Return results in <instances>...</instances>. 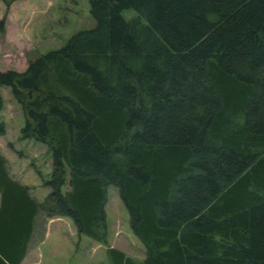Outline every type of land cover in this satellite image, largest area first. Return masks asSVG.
<instances>
[{"label": "trees", "instance_id": "16d2710c", "mask_svg": "<svg viewBox=\"0 0 264 264\" xmlns=\"http://www.w3.org/2000/svg\"><path fill=\"white\" fill-rule=\"evenodd\" d=\"M88 13L90 28L0 72L20 139L51 158L36 202L0 154V264H20L55 217L104 245L110 186L144 257L107 247L109 264H264V0H89Z\"/></svg>", "mask_w": 264, "mask_h": 264}, {"label": "rangeland", "instance_id": "374dc122", "mask_svg": "<svg viewBox=\"0 0 264 264\" xmlns=\"http://www.w3.org/2000/svg\"><path fill=\"white\" fill-rule=\"evenodd\" d=\"M89 0H16L7 10L0 0V72L25 70L29 61L60 48L75 32L88 29L93 21L88 13ZM131 12H125L128 19ZM0 122L5 135L0 137V153L6 158L13 177L48 193L43 183L50 179L48 149L33 140L20 139L24 120L7 88L0 87ZM106 242L97 244L77 235L68 218H51L39 223L32 251L26 260L38 264H109L105 249L113 248L135 262H141L144 249L128 228L127 213L114 187L107 188L104 207Z\"/></svg>", "mask_w": 264, "mask_h": 264}, {"label": "crops", "instance_id": "0c3cea01", "mask_svg": "<svg viewBox=\"0 0 264 264\" xmlns=\"http://www.w3.org/2000/svg\"><path fill=\"white\" fill-rule=\"evenodd\" d=\"M1 156H3V155L1 154ZM4 159L6 161L7 171H8L9 176L11 177V179L14 180V181H16L21 186L27 187L28 188L29 196L34 201L41 202L45 198L46 195H45L44 192H42V193L39 192V189H38L39 188V185L37 183H34V182H32L31 185H28L25 182L20 181L19 178L13 177V175L11 174V172H9V170H8L9 164H8V162H7V160H6L5 157H4ZM35 238L36 237H35V234H34L33 237H32V239H31V241H30V243H29V245H28L26 254H25L24 258L22 259V261L20 262V264H26V260L28 259V257L30 256V253L32 251V247H33V244L32 243L34 242ZM30 263H32V264H38L37 262H34V261H31Z\"/></svg>", "mask_w": 264, "mask_h": 264}]
</instances>
